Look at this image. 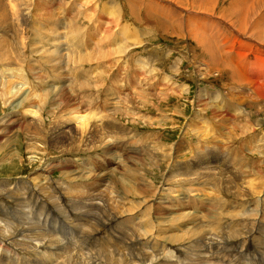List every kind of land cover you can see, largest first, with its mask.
Segmentation results:
<instances>
[{"label": "rangeland", "instance_id": "1", "mask_svg": "<svg viewBox=\"0 0 264 264\" xmlns=\"http://www.w3.org/2000/svg\"><path fill=\"white\" fill-rule=\"evenodd\" d=\"M36 1L37 0H19V5L24 6V4H21L20 2H27V4L31 3L32 5H34ZM46 1L51 2V0ZM54 1L56 2H52L53 4H50L52 6L48 8V13H45V8H47L46 5H43L45 1L39 0L36 5L39 4L38 6H41V10L36 6V11H38V14L34 15L30 24L27 23V25L26 23H24L26 26L25 31H27V33L25 32L27 44L24 46V49L19 48L20 42L15 34L16 30H10L9 27L8 34H0V45H2V48L4 49V51L1 50V57H4L0 59V80L4 79L8 81L9 84H16L19 86V88L21 84L23 85L17 97L12 98L11 96L8 98V101L10 100V102L13 101L14 103L11 102L6 106L5 103H3V105L2 101L0 100V141L3 136L10 137V143H8V145L4 144L5 148H3L2 151L3 153H9V149L10 151L12 150L14 154H17V157H14L11 160L3 158L2 156L4 154H0V162H2L0 163V181L6 183L7 180H12L8 183L9 185L0 184V225H5V217L9 218L10 222L15 223V220L18 219V215L22 216L21 214H23L24 212L27 215L26 217H29L27 220L32 221H29L32 223V232H26L23 235L18 236L16 238V241L11 242L10 240H6L0 237V259H2V261H0V264H91L93 261H95V258L100 259V264H118L120 259L127 260L126 264L128 262L138 264V258L140 259V261H142V263L148 264L149 261L144 260L142 253H138V258H132L129 255V250L135 252L140 251V249H146L144 247H141V245H154L153 241L144 244L142 241L132 238V234L138 229H140L138 233H146L147 230L150 231L153 228V235H158L156 236V238L159 239L157 240V244L159 246L157 249H160V244L167 247L171 246L168 247L167 250H170L169 248H176L177 244H179L180 241L182 242L183 239L186 238V234L183 235L180 232H177V228L174 227L177 225L178 215L177 217H172L165 220L162 218H150L148 211L147 214H137L136 211L133 210V207L130 204V200L128 201L125 198H121V196H123V193H126L127 190L126 187L124 189L122 188V186L124 185V180L122 181V178H127V174L126 176H124L123 173L128 170V166L138 170L139 174H141L140 176L147 178V181L150 180L149 182L151 184L153 183L155 190L160 187L158 189V192L159 190L166 188L165 193L168 189L166 194H169L170 192H173V190L169 188L181 189L188 187V189H191V187L197 186L194 185V181H191L193 179L191 176H189L190 178L187 177V179L193 182L192 185L190 184L191 182H189V185H184L187 184V182L182 183L181 180L184 182L186 180H184V178L179 175L176 178H174L173 176V179H170L171 182H169L166 178L170 175H168L170 169L167 168L168 165L161 157V155H159L158 160L162 161L164 164L160 162L159 167H151V165L149 164L150 161L148 155L153 154L152 156H157V154H160L158 152L159 149H161L163 146L168 147V152H170L171 149L173 150L172 152H176L174 154L176 168L172 175H177L178 172L183 171L181 168H195V161L198 160L202 155L209 154L212 158H215V152L213 151V148L217 147L221 149H228V158H215L217 163L224 166L231 165V168H237L242 174L247 173L246 178H244V182H247V184L256 187L257 190L259 189V187L260 189L253 192V190H251L252 188H249L252 192L249 189L245 192L248 194L251 193L250 197H239L235 193H233L230 188L228 189L224 186L223 191L224 194L226 193L227 195L226 201L232 202L236 200L234 197H239L241 199L244 197L243 199H245V202H248L247 205L249 204L250 211H248L247 214L252 213V215L248 214L251 218H255L257 216V218H260L259 222H264L262 214L264 212V198L259 196L260 193H264V169L262 170V173H260L259 171L254 172V170L259 166L261 168H264V114H256L254 112V109H251V122L254 125L258 123L261 128L254 129V131L246 130L247 133L245 134L242 126L246 123V121H244V119L246 120V118H244L246 117L244 113L248 111L247 106H244L243 114L241 115H234V113H237V111H233V108L238 105V102H240L238 101V98L244 97L245 93L251 87L264 89V79L257 80L256 78H252L251 83L245 85L244 83H241L240 79H233L229 75L230 68L228 66L219 68L217 71L209 74L208 77L202 78L203 76H199V74L201 73L198 72L197 66H199V69L203 70L206 69L208 64L200 58L199 52L201 51L202 47L196 43V40L190 38L185 33L177 35L175 33L153 31L151 29L152 25L145 21L147 17H151L145 16V14L148 13L149 15H151L155 14L156 12L158 13L159 8L163 9V7H165V9H171L170 11H168L169 14L167 15L169 16V18H167L166 21L168 20L170 23H173V21H177L179 19L182 21L181 24L185 25L187 19L189 24L194 25L197 29L200 28L198 30L201 32L203 31L204 26H208L210 28L215 27L216 30L220 29L224 33L225 37L231 34V32L229 31L230 26L228 27V25H232L233 20L227 18V14L231 13V11L225 13L223 10L229 9L232 4H236L239 8L243 9V11L241 9V14L244 12L245 14H249V19L252 24L250 25L249 29L254 35L251 37L257 38L255 33H260L259 31H261L262 35L257 39L264 44V0H215L216 5L212 4V12H210L211 7L207 11L202 8L200 10H196V2H194L193 4L194 6L196 4V7L194 9H191L188 3L191 4L193 0L192 2L191 0H178V3H180L181 5L170 0H136L139 1L136 2V4H134L135 0H99L95 11H92L90 13H88L89 11L87 10V8H94V6H90L93 5L91 1L75 0V3L72 0ZM257 1L259 2V6H256ZM3 5L5 6L4 8L6 9V12H9L8 4L6 2H3ZM129 5L138 6L137 8H135L134 13V15L137 16V19H135L134 15L130 13ZM147 5L148 7H146ZM251 6L254 7L253 9L249 10L248 8H250ZM150 7H154V9H150ZM238 7L235 8L237 9ZM246 8L249 11H246ZM83 11L85 14H87V16L83 15ZM174 16L175 18H173ZM195 19H197V21H195ZM10 20L12 23L11 26L13 24H17L15 21L12 22L11 18ZM138 20H140V22H137ZM28 21L29 18L26 20V22ZM73 22L75 24L74 28H81L80 31L84 35L80 36L87 42L88 39L93 38V34L96 35L95 39L92 42L93 45L98 44L96 48H92L91 44H86L80 49L73 47L74 52H76V50L80 53L83 51L81 54L85 59H88L86 55L92 50H94V52H98L100 50L99 54H101V52L105 53L102 54L99 59H102L103 56H108L109 54L111 55V51L114 49V46H111L109 44L111 41L116 44L120 40H128L126 41V44L133 43V46L130 45L131 47L129 46L130 49L128 48V51L126 53L127 55L121 57L117 61H114V59L117 58L112 55L110 56L111 58L109 57L111 62L103 59L102 62L98 59L94 61V63H91L88 59L90 63H83L79 67H77V69L73 68L74 66L69 67L66 63V57L68 54L65 53L68 47L65 50L63 49L67 46V44H72L68 39L69 35H66L65 32L67 30L66 26H68L70 23L73 24ZM256 22H260L259 29L253 26V24ZM121 29L126 32L127 36L124 37L121 34L118 35L117 32H119ZM48 32H50V35L48 34ZM105 32H107L109 37L115 36V38L111 37L110 40H106L107 37L105 36ZM204 33L207 34L208 32L204 30ZM219 34L222 33L220 32ZM65 38H67V41ZM245 38H243L245 42H252L251 39L249 40ZM98 41L100 43H96ZM208 45H210L209 40ZM83 49H85V51ZM68 50L69 49H67V51ZM42 51L44 52L42 53ZM51 53H54V55H52ZM80 53H76V55H81ZM76 55L74 54L75 57ZM245 55L249 56V58H253L251 51H246ZM150 59L154 61L151 62L152 66L148 68L147 64H149L150 61L148 62L144 60ZM203 59H206V57H204V54ZM121 60H124L126 64L125 62L122 63ZM139 60L143 61L142 65L140 64ZM99 64L100 66H98ZM4 65L9 66L5 68ZM91 65L92 67H90ZM141 67H144V69ZM153 67L156 69V71L153 70ZM68 68L74 73L73 75L66 72ZM97 69L102 73L104 72V75L101 74V77L97 76V73H99ZM146 69H150L149 73L152 72V74L145 73L144 71ZM42 70L47 71L46 78H44L43 75L42 77L41 74L38 73ZM196 70L198 73H194V71ZM80 72L85 73L84 75H87L89 73L88 76L97 79L98 81L96 82H98V84L102 86L93 88L90 87L91 83H89V87L82 91L81 89H79L78 85L80 83H85L86 80H80L77 77V74ZM92 74H97V77L94 75L91 76ZM11 75H13L12 78H10ZM88 76L85 77L88 78ZM163 76H166V79H170L171 83H173L174 85L171 86L170 81L164 78V81L166 83L169 82V85L165 83L163 86ZM260 76L262 77V73H260ZM120 77L123 82H127L129 80L128 88L122 87L119 82L120 80L118 81V83H115V81H117ZM93 84L91 86H93ZM60 85L63 86L62 94L65 95L66 93L69 97H72L74 101L73 103L75 104L73 108L77 109L76 106L78 105L79 114L75 115L84 118H90V121L93 120L92 118H94V116L98 117L99 114L92 113L93 115L91 114L89 117L86 116L87 114L84 113L86 107L81 106L82 101H79L80 98H83L85 100V97L81 96V93H86L91 90V93L95 95V98H89L87 102L91 103L92 105L95 102H99L104 106L105 110L100 113V116L103 115L106 117L108 115V110H114V104H118L117 109L119 108V111L121 110L123 112L122 116H120L121 113H119L118 117H116V121L118 120L119 122L118 126L120 125L119 127L123 129V131L126 130L129 132V134L131 133L133 137L135 136L134 138L131 137V139L136 145L133 144L131 147H127V153H125L126 151H124L121 155L118 156H116L111 150H109L108 147L110 143L105 148L104 145L102 146V148L100 147V145H95L94 150L77 153L76 151H65L64 153H61L63 154L61 155L57 153V150H55L51 146L53 142L49 140L45 141L44 139H39L40 136L34 133H31V138L25 137L24 132L27 133L26 131H32L33 129V125L28 124L27 121H30L33 118H31V114H23L24 111L35 112L39 110L40 112V110H42V112H44L40 115L42 120V132H47L48 130L52 129L51 131L55 130V132L59 133L58 128L61 129L60 126L62 125V122H68L71 120L72 116L70 115V112L73 109L72 106L70 107L71 109L65 106H59V109L55 110L54 104H56V99L62 101L63 98L58 99L54 98L53 95H44L49 89L48 87L55 86V88H58L61 87ZM178 87H181L182 90L183 87L187 88L188 92L185 91L186 93L178 96ZM112 88L114 89V95L109 93L107 96L106 93L109 90H112ZM170 89L172 90V92L173 90H176L177 94H173ZM100 90H103L105 92H101L98 94L96 91ZM204 90L211 94L210 98L204 99L202 97L204 96V93H201L200 101L198 102L197 99L199 91ZM215 92L219 97L212 96ZM27 93L28 95H30L28 96L30 101H26L23 106L22 113H17L16 108H13V106L17 101L21 99L20 96L24 94L27 95ZM96 94H98V96H96ZM228 94H230L232 97L231 101H228V99L230 98ZM206 97H209L208 94ZM260 98H264V94ZM120 103L121 105H123V107L120 105ZM94 106L95 105H93L92 107ZM215 110L223 112L227 118L223 119L213 117L212 112ZM125 115L129 116V118L125 117ZM27 117H30V119ZM47 120L49 121V123ZM33 121H35V119H33ZM20 123H25V129L23 131H19L18 129ZM11 124H14L15 127L14 129L9 131L8 126ZM251 128H253L252 125ZM3 132L5 133V135H3ZM123 138V142H132L129 136H123ZM32 146L35 147L34 149L37 148L36 152L32 150ZM260 146L262 147V149H260ZM185 149H187V151L183 152ZM29 150L31 151L28 152ZM38 151L40 153H38ZM106 153L111 155V159ZM105 157L107 158L106 160H104ZM41 158H43V160ZM125 158H127L126 161ZM86 159H89L88 162L92 163V169L88 167L86 171L85 169L76 168L82 162L86 163ZM129 160L132 162H129ZM52 161L53 163H55V165H57V167L46 165V163L48 162H51L52 164ZM69 161H71V164ZM119 162L120 165H122L120 167L118 165ZM75 163L76 165H74ZM191 163L192 165L186 167ZM256 164H258V166ZM66 166L72 167V171L82 170L83 172H87L86 174L89 178L86 176L87 178H78L79 180H77L74 179V175H71L70 177V174L68 173L69 171L65 169ZM251 168H254V170H251ZM89 170H91L93 173L96 172L97 175L96 173L95 175H90L91 171ZM195 171L198 172V169H196ZM105 172L107 176L104 175ZM253 172L254 174H252ZM259 173L260 175H262L261 177H259ZM224 176L222 175V178H226L233 182V187H237L236 189L241 191L242 187L240 185V182H238L236 178H228L227 172H224ZM103 177L108 178L109 180L111 178V181L107 183L101 182V179ZM28 179H30L31 181H28ZM40 180L42 181L40 182ZM95 182L98 183L96 184ZM65 183L67 184L65 185ZM126 183L128 182L126 181ZM165 183H167L166 187L163 185ZM178 183L182 184L178 185ZM101 184L108 185L105 186V188H102L100 187ZM94 185H96L95 188H97L98 185V188L96 190H99L103 195L102 198H105L102 199L101 197H95L96 203L90 202L88 207L90 209L96 208L95 204H97L100 199L105 200L106 202L102 201L100 203L99 209L101 210L96 209L94 210L95 212L86 213L84 204H87V202L78 199V196L83 197V194H80L79 191L81 188H83L81 189L82 191H89V189ZM67 188L70 189L67 190ZM121 188L123 192H121ZM144 189H146V187ZM96 190H92L90 191V193H98ZM108 190H112L113 194H106L108 193ZM196 190L197 191L195 192L197 193L195 194L197 195L193 193V196H195L203 204H207L208 202L206 201L204 195L201 194V186H198ZM255 192H259V194L256 195ZM59 196L60 198H57ZM108 197L112 198L116 204H120L122 207H124L123 209L129 210V213L124 214L125 217L121 219V217L118 216V212L115 213V211L112 210L111 206L109 205L111 203H107ZM141 197V203H144V199H147L149 196L147 197V195H143ZM171 200H173V198ZM19 202L23 203L21 205L22 207H18L17 204H19ZM136 202H139V200H136ZM102 203H106L107 207H102ZM129 205L130 208H128ZM72 206L75 207L76 210ZM51 209L53 210V212ZM257 209H259V211H257ZM256 211L257 215H254ZM81 212L83 214H81ZM130 212L136 214L137 216L136 224L134 227H131V224L129 225L125 222L128 221L127 219L129 218V216L126 215L131 214ZM228 213L229 212L226 211L222 212L226 219L229 217L228 220H230L231 222L237 219L236 214L232 213L230 215V213ZM15 215L17 216L16 218H14ZM49 215L51 216L49 217ZM165 215L167 214L165 213ZM192 215L193 214H190V216ZM193 216L196 217L195 214ZM198 218L203 224L204 220L201 218V215H198ZM59 224L61 228L56 230L55 227H57V225ZM50 226L53 227L52 230ZM70 226H72L71 230L75 231V239L71 236L68 238L65 235L67 228ZM216 226H218V224ZM37 227H40V230ZM165 228L166 230L164 231L163 229ZM1 229L2 228H0V231H2ZM155 229L156 231L154 233ZM171 229H174V231H169ZM208 229L202 231V234L204 235L203 237L197 234L195 235L198 239L204 240L205 238L206 240L209 237ZM191 230H193V232H196L194 228ZM55 231H61V234L57 235ZM218 233L219 232L215 231V234ZM178 234H180V236ZM174 235L177 237L175 238ZM234 235L235 234L233 233L230 236L234 237ZM26 237L29 238L27 239ZM164 237H166V239L169 237L171 244L170 242L166 241ZM1 239H3L4 241ZM76 239L78 240V244H76ZM108 240L110 241V243L107 242ZM37 241H39V243ZM115 242H118L119 244H116ZM184 242H186V239ZM258 242L259 241H256L257 244H259ZM55 246H57V248ZM102 246H104V248ZM4 248H6L7 251H4L3 255L1 256ZM44 249L47 250L45 251ZM8 250L11 251V253L13 254L12 256L8 255ZM58 250H61V252ZM37 256H39L41 261L39 259L36 261L35 257ZM109 257H112L111 262L106 261V259ZM50 260L53 261L51 262ZM242 261L243 257L233 256L231 257L230 263L236 264L237 262ZM189 262L192 263L191 261Z\"/></svg>", "mask_w": 264, "mask_h": 264}, {"label": "bare ground", "instance_id": "2", "mask_svg": "<svg viewBox=\"0 0 264 264\" xmlns=\"http://www.w3.org/2000/svg\"><path fill=\"white\" fill-rule=\"evenodd\" d=\"M21 1V0H20ZM40 1H45L43 3V5H46L47 8H45V13H48V8H50V4H53L55 3L56 1L54 0H51V2H48L46 0H40ZM61 1V0H60ZM74 3H75V0H72ZM88 1H91L93 5H90V6H94V8L90 9L89 7L87 8V10L89 11L88 13L92 12V11H95V8L97 7V4H98V0H88ZM88 1H87V4H88ZM134 1V0H132ZM172 2H175L179 5H181L180 3H178V0H170ZM3 2H6L9 6V12H6V9L4 8L5 6L3 5ZM33 2V1H32ZM39 2V0L36 1V3L34 5H32L31 3L30 4H27V2H20L21 4H24V6H21L19 5V0H0V34H8V30H9V27H10V30L11 29H14V31L16 30L15 34L20 42V46L19 48L20 49H24V46L27 44V40L25 38L26 36V33L27 31L26 30V26L24 23H28L30 24L31 21H32V18L34 17V15H37L38 14V11H36V6L37 8H39L41 10V6H38L36 5L37 3ZM53 2V3H52ZM78 2V1H77ZM76 2V3H77ZM136 4V2H139V1H134ZM192 2V0H191ZM194 2L197 3V8L196 10H200L201 8L204 9V10H209L210 8V12H212V4H215V0H193V2L190 4L188 3L189 7L191 9H194L196 7V4L195 6L193 5ZM199 2V3H198ZM62 3V2H61ZM70 3V2H69ZM68 4V3H67ZM86 4V3H85ZM65 5V4H64ZM113 5V4H112ZM128 5V4H126ZM150 5V4H149ZM153 5V4H152ZM216 5V4H215ZM86 6V5H85ZM114 6V5H113ZM119 6V5H118ZM155 6V5H154ZM158 6V5H157ZM256 6H259V2L257 1V4ZM117 7V6H116ZM138 6H133V5H129V8H130V13L134 15L135 13V8H137ZM148 7V5L146 6ZM145 7V8H146ZM235 7H238L236 4H232L230 6L229 9H225L223 10L225 13L231 11V13H228L227 14V18L228 19H231L233 20L232 21V25H228V27L230 26V32L231 34L228 36H225L224 37V33L220 30V29H215L214 28H210L208 26H204L203 28V31H199L198 29L200 28H196L194 25L192 24H189L188 23V20L186 19V22H185V25H182L181 24V20H177V21H173V23H170L168 20L166 21L167 18H169V16L167 14L168 11H170L171 9H165V7H163V9H160L159 8V12L155 13V14H151L149 15L148 13L145 14V16H151V17H147L145 19V21L149 24L152 25L151 29L153 31H161L163 33H175L177 35H180L181 33H185L187 34L190 38H193L194 40H196V43L198 45H200L202 48H201V51L199 52L200 53V58L205 61L208 66L206 67V69H199V66H197L198 68V72L201 73L199 74V76H203L202 78H205V77H208L209 74H211L212 72H215L217 71L219 68H224L226 66H228L230 68V72H229V75L233 78V79H240L241 80V83H244L245 85L247 84H250L251 81H252V78H256L257 80H261V79H264V44L261 43L257 38L259 36L262 35V32L259 31L260 33H255L257 38H252L251 36H254L251 32V30L249 29L250 28V25L251 22H250V19H249V14H245L242 13L241 14V9L242 8H235ZM249 7V6H247ZM254 6H251L250 8H248L249 10L250 9H253ZM73 8V7H72ZM86 8V7H84ZM214 8V7H213ZM65 9V8H64ZM75 9V8H74ZM150 9H154V7H150ZM231 9V10H230ZM246 8V11L248 10ZM32 10V11H31ZM86 10V11H87ZM117 10V9H116ZM157 10V9H156ZM248 10V11H249ZM118 11V10H117ZM205 11V12H206ZM243 11V9H242ZM149 13H153V12H149ZM137 14V13H136ZM171 14V13H170ZM211 14V13H210ZM213 14V13H212ZM77 15V14H76ZM83 15L87 16V14L84 13L83 11ZM89 16V15H88ZM132 16V15H131ZM144 16V15H143ZM77 17V16H76ZM10 18L12 19V22L15 21L17 24H13L11 26V20ZM29 18V21L26 22V20ZM84 18V17H83ZM82 18V19H83ZM134 18L137 19V16L134 15ZM175 18V16L173 17ZM143 19V18H142ZM165 19V20H164ZM172 19V17H171ZM77 21V20H76ZM195 21H197V19H195ZM137 22H140V20H138ZM27 24V25H28ZM38 24V23H37ZM78 25V24H76ZM259 25H260V22H256L253 24V26H255L257 29H259ZM67 27V30L65 32L66 35H69L68 39L71 41L72 44L68 45L67 44V49H69L66 54L70 53L67 55L66 59H67V66H74L73 68L77 69V67H79L81 64L83 63H94V61L98 60L100 58V56L102 54H105L104 52H101L100 53V50L98 52H94V50L90 51L88 50V54L86 55L87 58L90 60V62L88 61V59H85L83 57V55H76V52H74V49L73 47L77 48V49H80L82 47H84L86 44H91V47L92 48H96L98 46V44L96 45H93V40L95 39V34H93V38L91 39H88V42L83 39L81 36H83L84 34H82V32L80 31V29H76L74 28L75 27V24L73 22L70 23ZM80 27H81V24H80ZM49 28V27H48ZM56 28V27H55ZM58 28V27H57ZM156 28V29H154ZM56 30V29H55ZM204 30H206L208 33L205 34L204 33ZM49 31V30H48ZM95 31V30H94ZM109 31V30H108ZM107 31V32H108ZM127 31V30H126ZM219 31V32H218ZM26 32V33H25ZM93 32V30H92ZM107 32H105V36L107 37L106 40H110L111 37L108 36ZM222 33V34H219V33ZM10 33V31H9ZM34 33V32H33ZM80 33V34H78ZM118 35H123L124 37L127 36L126 35V32H124L123 29H121L119 32H117ZM48 34L50 35V32H48ZM184 34V35H185ZM204 34V35H203ZM81 35V36H80ZM110 35V33H109ZM112 35V34H111ZM53 36V35H52ZM251 39L252 42L251 43H248V42H245L244 39ZM58 38V37H57ZM115 38V36L113 37ZM135 38V37H134ZM14 39V38H13ZM67 40V38H65ZM104 39V38H103ZM102 39V41H103ZM15 40V39H14ZM68 40V41H69ZM208 40L210 41V45H208ZM17 41V39H16ZM100 41V40H99ZM96 42V43H100V42ZM125 41V40H124ZM123 40H120L118 41L116 44H114L113 41H111L109 44L111 46H114V49L111 51L112 54L108 55V56H103V60H108L110 61V56L114 55L117 59H114V61H117L118 59H120L121 57L123 56H126L127 54V51H128V48L129 46H133V43L132 44H126V40L125 43H124ZM130 41V40H129ZM133 41V40H132ZM139 42V41H138ZM32 43V42H31ZM140 43V42H139ZM17 44V43H16ZM15 44V45H16ZM44 44V43H43ZM48 44V43H47ZM46 44V45H47ZM109 44H106V45H109ZM137 44V43H136ZM0 59L4 56L1 57L2 55V51H4V49L2 48V45H0ZM130 46V47H131ZM57 47V46H56ZM56 49V48H55ZM58 49V48H57ZM66 49V50H67ZM87 49V47H86ZM130 49V48H129ZM85 51V49H83ZM110 50V49H109ZM45 51V49H44ZM42 51V53L44 52ZM51 51V50H50ZM54 51V50H53ZM246 51H251L252 52V56L253 58H249V56L245 55V52ZM52 52V51H51ZM57 53V52H56ZM52 54V53H51ZM74 54L76 55V57L74 56ZM203 54H204V57H206V59L204 60L203 59ZM54 55V53L52 54ZM213 55H217V56H213ZM5 56H6V53H5ZM48 56V55H47ZM110 57V58H109ZM55 58V57H54ZM58 58H61V57H58ZM57 58V59H58ZM5 59V58H4ZM51 59V58H50ZM78 59V60H77ZM102 59H99L100 61L103 62ZM125 59V58H124ZM49 60V59H48ZM54 60V59H52ZM51 60V61H52ZM60 60V59H59ZM138 60V59H137ZM107 61V62H108ZM122 63H124L125 61L124 60H121ZM144 61H150L149 64H147L148 68L151 67V62H153L154 60L150 59V60H144ZM71 62V64H70ZM111 62V61H110ZM128 62V61H127ZM140 64L142 65V60H139ZM147 63V62H146ZM126 64V62H125ZM65 65V64H64ZM103 65V64H102ZM140 65V66H141ZM5 66V65H4ZM9 66V65H7ZM5 66V68L7 67ZM100 66V64L98 65ZM124 66V64H123ZM92 67V65L90 66ZM96 67V66H95ZM94 67V68H95ZM4 68V69H5ZM99 68V67H98ZM144 69V67H141ZM201 68V67H200ZM98 70V69H97ZM150 70V69H149ZM149 70L146 69L144 72L145 73H148V74H152L149 73ZM153 70L156 71V69L153 67ZM99 71V70H98ZM197 70L194 71V73H198ZM59 73V72H58ZM100 73V74H99ZM97 74H92L91 76H99L101 77V74L104 75V72H100ZM260 73H262V77L260 76ZM11 74V73H10ZM85 74V73H83ZM107 74V72H106ZM105 74V75H106ZM15 75V74H14ZM28 75V74H27ZM89 73L85 76H88ZM198 75V74H197ZM96 76V77H97ZM107 76V75H106ZM105 76V77H106ZM116 76V75H115ZM195 76V75H194ZM13 75L10 76V78H12ZM113 77V76H112ZM18 78V77H17ZM37 78V77H36ZM87 77H85V79L83 80H86V84L85 83H80L78 86H79V89H81L82 91L85 90L87 87H89V83H91V85L93 84V86L90 85V87H97V86H102L100 84H98V81L97 79H94V78H91L88 76V78L86 79ZM110 78V77H109ZM166 79V76H163L162 78V81H164ZM15 79V78H14ZM107 79V78H106ZM166 80H169L170 79H166ZM119 80L115 81V83H118ZM76 82V81H75ZM77 83V82H76ZM166 82L164 81L163 83V86ZM169 83V82H168ZM166 83V84H168ZM169 85V84H168ZM170 85H174L173 83H171L170 81ZM22 84L20 85V88L18 85H13V84H9L8 81L6 80H0V100L2 101V104L5 103V105L7 106L8 104H10V100L8 101V98L12 96V98H15L19 95V92L22 88ZM61 86V85H60ZM58 87V86H56ZM62 87H58V88H55L54 87H48L49 89L47 90V92L44 94L46 96H51L53 95L54 98H63L62 101H59L56 99L55 103L54 104V109L57 110L59 109V106H65L67 108H70L72 106L75 105L73 102V99L72 97H69L65 92V95L62 94ZM75 87V85H74ZM110 87V86H109ZM227 87H230V86H227ZM71 88V87H70ZM173 88V87H172ZM76 89V88H75ZM24 90V89H23ZM168 90V89H167ZM171 90V89H170ZM169 90V91H170ZM54 91V92H53ZM72 91V90H71ZM185 91L188 92V89L187 88H184L183 87V90L181 89V87H178V96H181L183 93H186ZM38 92V91H37ZM98 94L101 93V92H104L103 90H100V91H96ZM172 92V90H171ZM30 93V92H29ZM173 94H177V91L176 90H173L172 92ZM201 93H204V96H202L204 99H207V98H210V93H208L207 91H199V94H198V99L197 101L199 102L200 101V94ZM233 93V92H232ZM98 94H96V96H98ZM208 94L209 97H206ZM264 94V89L262 88H254V87H251L244 95V97L242 98H238V105H236V107L233 108V111H237V113H234V115H241L243 114V110H244V106L246 105L247 106V110L244 115H246V120L244 119V121H246V123L242 126L243 127V131H245L244 133L246 134V130H249V131H254V129H258V128H261L260 125L257 123V124H253L251 122V113H252V110L251 109H254V112L256 114H260V113H263L264 114V98H260L262 95ZM14 95V96H13ZM229 95V99L228 101H231L232 100V97L230 94ZM235 95V94H234ZM30 95H22L20 96V100L16 102V104L13 106V108H16L17 110V113L21 112L22 113V109H23V106L24 104L26 103V101H30L29 97ZM81 96L85 97V100L83 98H80L79 101L81 100L82 101V104L81 106L83 107H86V110L89 109L90 107H92L93 105L95 104H91L89 102H87V100L89 98H95V95H93L91 93V90H89L88 92L86 93H81ZM117 96V95H116ZM212 96H217L219 97L216 92L212 95ZM119 97V96H118ZM141 97V96H140ZM201 97V99H202ZM45 98V97H44ZM75 98V97H74ZM142 98V97H141ZM214 98V97H213ZM11 99V98H10ZM32 99H33V96H32ZM119 99V98H118ZM14 100V99H13ZM76 100V99H75ZM146 100V99H145ZM144 100V101H145ZM66 101V102H65ZM119 101V100H118ZM203 101V100H201ZM257 101V102H256ZM33 102V101H32ZM14 103V102H13ZM93 103V102H92ZM117 103V102H116ZM200 104V103H199ZM204 104V103H203ZM201 104V105H203ZM4 105V104H3ZM29 105V103H28ZM80 105V104H79ZM118 105V104H117ZM117 105L114 104V110H108V115L105 117L103 115L100 116V113L98 115V117H95L93 118L92 121H90L89 119L90 118H84V117H81V116H76L75 114H79V107L78 105L76 106V108H73L70 112V115L72 116L71 120L70 121H66V122H62V125L60 126V128H58V132H55V130L51 131V130H48L47 132H42L41 131V128H42V120H41V114L44 113L42 112V110H37L35 112H27V111H24L23 114H31L33 119H35V121H33V119H31L30 121H27L28 124H31L33 125V129L32 131H26L27 133L24 132V136L25 137H28V138H31V133H34L36 135H39L40 138L39 139H44L45 141L46 140H49L51 142H53L51 144V146L57 150V153L61 154V153H64L65 151H76L77 152H87L88 150H94L95 149V145H100V147L102 148V146L104 145V148L109 144V141L110 140H113L114 142H123L124 141V138L123 136H129L130 139L131 137H133V135L128 131L121 129L119 126H118V120L116 121V117H118L119 113L120 116L123 115V112L120 110L119 111V108L117 109ZM121 105V103H120ZM119 105V106H120ZM206 105V104H205ZM118 106V107H119ZM123 107V105H121ZM132 106V105H131ZM32 107V106H31ZM209 107V106H207ZM255 107V108H254ZM71 109V108H70ZM214 109V108H213ZM126 110V109H125ZM60 112V111H59ZM69 112V111H68ZM67 112V113H68ZM128 112V111H127ZM39 113V114H38ZM106 114V113H105ZM53 115V114H52ZM74 115V116H73ZM93 115V114H92ZM51 116V115H50ZM49 116V117H50ZM69 116V115H68ZM100 116V117H99ZM212 116L213 117H216V118H227L225 116V114L223 112H220L219 110H215L212 112ZM70 117V116H69ZM68 117V118H69ZM86 117V116H85ZM125 117L129 118V116L125 115ZM132 117V116H131ZM263 117V116H262ZM9 118V117H7ZM30 119V117H27ZM26 118V119H27ZM55 118V117H54ZM46 119V118H45ZM53 119V118H52ZM70 119V118H69ZM229 119V118H228ZM234 119V118H233ZM21 120V119H20ZM49 120V119H48ZM47 120V121H48ZM51 120V119H50ZM68 120V119H67ZM10 121V120H9ZM133 121V120H132ZM49 123V121H48ZM61 123V122H60ZM151 123V122H150ZM251 125L253 126V128H251ZM240 126V125H239ZM14 124H11L8 126V130H12L14 129ZM19 131H23L25 129V123L24 124H19ZM57 130V129H56ZM252 133V132H251ZM261 133V132H260ZM135 134V133H134ZM3 135H5V133L3 132ZM136 135V134H135ZM144 136V135H143ZM4 137V138H3ZM1 138V141H0V154H4L2 157L3 158H6L8 160H11L13 159L14 157H17V154H14V152L11 150L8 149L9 153H3L2 149L5 148V145H8V143H10V137H6V136H3ZM135 137V136H134ZM133 137V138H134ZM140 137V136H139ZM127 138V137H126ZM125 138V139H126ZM256 138V137H255ZM148 139V138H147ZM246 139V138H245ZM264 139V138H263ZM36 140V139H35ZM129 140V139H128ZM144 140V139H143ZM142 140V141H143ZM132 141V139H131ZM148 141V140H147ZM126 142V141H125ZM133 142V141H132ZM138 142V141H137ZM135 144V143H134ZM256 144V143H255ZM27 145V143H26ZM29 145V144H28ZM136 145V144H135ZM138 145V144H137ZM34 146V145H33ZM32 146V147H33ZM39 146V145H38ZM43 146V145H41ZM50 147V146H49ZM136 147V146H134ZM140 147V145H139ZM144 147V146H143ZM257 147V146H256ZM31 148V147H30ZM35 147H33V151L36 152V149H34ZM109 148V147H108ZM133 148V147H132ZM167 146H163L161 149H159V153L160 154H157V156H152L151 154L148 155L149 157V161H150V165L151 167L153 168H157L160 166V162L162 161H159L158 158H159V155H161V157L164 159V161L167 163L168 165V169H170L168 175L169 177L167 176V180L169 182L170 179H173V176L174 178L181 176L182 178H184V180H186L185 182L181 180L182 183H186L187 184H184V185H189V182L191 181H194L195 184L194 185H197V186H201V194L204 195L206 201L208 202L210 200V197H209V194H216V195H225L224 194V191H223V187H227L228 189L230 188L231 191H233V193H235L237 196H244V197H250L251 193L248 194L246 193L245 191H247L249 188H252L251 190L254 191H258L260 189L257 190L256 187H253L251 185H247V182H244V178H246V174H242L237 168L235 169V167L231 168L229 165H221L219 163H217V161L215 160V158H219L215 153H214V157L215 158H212L209 154L207 155H202L198 160H196V166L195 168H189V169H185V168H181L183 171L181 172H178L177 175H172L175 171V161H174V154L176 152H172L173 150L171 149L170 152L167 151ZM182 148V147H181ZM13 149V148H12ZM28 149V148H27ZM26 149V150H27ZM107 149V148H106ZM139 149V148H138ZM260 149H262V147L260 146ZM7 150V149H6ZM150 150V148H149ZM25 151V150H24ZM31 150H29L28 152H30ZM126 151V150H125ZM138 151V150H137ZM187 149H185L183 152H186ZM106 152V151H105ZM134 152V151H133ZM205 152V151H204ZM38 153H40L38 151ZM73 153V152H72ZM127 153V151L125 152ZM192 153V151H191ZM31 154V153H30ZM44 154V153H43ZM82 154V153H81ZM110 159H111V155H109L108 153H106ZM202 154V153H201ZM33 155V154H32ZM63 155V154H61ZM69 155V154H68ZM78 155V154H76ZM75 155V157H76ZM133 156V154H132ZM132 156H131V159H132ZM29 157V156H28ZM32 157V156H31ZM34 157H37V156H34ZM125 157V156H124ZM127 157V156H126ZM137 157V156H136ZM2 158V159H3ZM56 158V157H55ZM70 158V156H69ZM18 159V158H17ZM35 159V158H34ZM43 160V158H41ZM118 159V158H117ZM88 160L89 159H86V163H88ZM127 160V158H125V161ZM139 160V159H138ZM5 161V160H4ZM50 161V160H49ZM258 161V160H257ZM70 164H71V161H69ZM129 162H132L129 160ZM134 162V161H133ZM137 162H140V161H137ZM2 163V162H0ZM73 163V162H72ZM86 163H81L79 164L76 168H80V169H87L88 167L86 166ZM90 163V162H89ZM233 163V162H232ZM256 163V162H255ZM260 163V162H259ZM40 164V163H39ZM136 164V162H135ZM162 164H164L162 162ZM235 164V163H234ZM46 165H50L52 167H57V165H55V163H53L52 161V164L51 162H48L46 163ZM66 165V164H65ZM76 165V163L74 164ZM117 165V164H116ZM119 167L122 166L120 165V162H119ZM133 165V164H131ZM191 164H189L188 166L186 167H189ZM258 166V164H256ZM71 166V165H70ZM138 166V165H137ZM48 167V166H47ZM75 167V166H74ZM104 167V166H103ZM125 167V166H124ZM244 167V166H243ZM242 167V168H243ZM45 168V167H44ZM43 168V169H44ZM166 168V166H165ZM241 168V167H239ZM53 169V168H52ZM65 169H67L70 174V177L71 175H74L75 178L74 179H77L79 180L78 178H85L87 176V172H83L82 170H73L72 171V167H65ZM124 169V168H123ZM132 167H129L128 166V170L125 171V174H127V178L123 177L122 178V181H123V186L122 188L124 189L125 187L127 188L126 190V193H123V196H121V198H125L127 199L128 201L130 200V204L131 206L133 207V210L136 211L137 214H147V211H148V214L150 216V218H162V219H170L172 217H177V210H175L173 204H172V200L169 199V200H166L167 198V195H164L167 193H165V189L166 188H163L161 190H159L158 192V188L157 190H155L154 188V185L153 183L151 184L149 181H147L146 179L147 178H144V177H141L138 172V170L136 169H133ZM198 169V172H196L195 170ZM264 168H261L260 166L258 168H256L254 170V168H251V170H254V172L256 171H259L260 173H262V170ZM42 170V168H41ZM84 170V171H85ZM158 170V169H157ZM57 171V170H56ZM87 171V170H86ZM91 171V170H89ZM107 171V170H106ZM111 171V170H110ZM141 171V170H140ZM223 171H226L227 174H228V178H236L238 182H240V185L241 187L243 188V186L247 185L246 186V190H242L241 188V191H239L238 189H236L235 187H233L232 183L230 180L226 179V178H222V175L224 176V172ZM43 172V171H42ZM108 172V171H107ZM142 172V171H141ZM140 172V173H141ZM254 172L252 174H254ZM62 173V171H61ZM66 173V172H65ZM96 173V172H95ZM92 171L90 172V175L94 174ZM111 173V172H110ZM259 173V175H260ZM101 174V173H100ZM251 174V175H252ZM257 174V173H256ZM63 175V174H62ZM68 175V174H67ZM89 175V174H88ZM97 175V173H96ZM105 176H107L106 172L104 174ZM258 175V174H257ZM141 178H140V177ZM144 176V175H143ZM191 176L193 179L190 181L189 179H187V177ZM255 176V175H254ZM262 175H260L259 177H261ZM35 177V176H34ZM73 177V176H72ZM88 177V176H87ZM86 177V178H87ZM94 177V176H93ZM225 177V176H224ZM253 177V176H252ZM257 177V176H256ZM255 177V178H256ZM258 177V178H259ZM89 178V177H88ZM190 178V177H189ZM254 178V177H253ZM263 178V177H262ZM64 179V178H63ZM116 179V178H115ZM257 179V178H256ZM165 180V181H167ZM189 180V181H188ZM259 180V179H258ZM257 180V181H258ZM12 181V180H11ZM10 180H7L6 183L5 182H1L0 181V184L4 185H9L8 183L11 182ZM28 181H31L30 179H28ZM42 180H40L41 182ZM95 181V180H94ZM108 181V178H105L103 177L101 179V182H105L107 183ZM121 181V179H120ZM126 181L128 183H126ZM179 181V180H178ZM177 181V182H178ZM246 181V180H245ZM262 181V180H261ZM263 181H264V178H263ZM262 181V182H263ZM26 182V181H25ZM174 182V181H173ZM176 182V181H175ZM19 183V182H18ZM34 183V182H33ZM96 183V182H95ZM98 183V182H97ZM96 183V184H97ZM100 183V182H99ZM182 183H178V185H181ZM67 183H65L66 185ZM176 184V183H175ZM191 185L193 184V182L190 183ZM255 184V183H254ZM165 187L167 186V183L163 184ZM190 185V186H191ZM62 186V185H61ZM96 185L94 186H90L91 188L89 189V191H85V190H81L83 188L80 189L79 193L80 194H83V197L81 198L80 196H78L79 200H84V202H87V204H84L85 205V212L86 213H92V212H95L94 210L96 209H99V206H100V203L102 201H105V200H102L104 198H102V194L99 190H96L98 188V185H97V188H95ZM175 186V185H174ZM237 186V185H236ZM44 187V186H42ZM100 187L102 188H105V184H101ZM119 187V185H118ZM146 187V189H144ZM178 187V186H176ZM184 187V186H183ZM262 187V186H261ZM61 188V187H60ZM72 188V187H71ZM107 188V187H106ZM113 188V187H112ZM122 188H121V192L122 191ZM200 188V187H199ZM226 188V189H227ZM57 189V188H56ZM70 189V188H67V190ZM101 189V188H100ZM109 189V188H108ZM171 189V188H169ZM178 189V188H177ZM188 189V187H187ZM262 189V188H261ZM42 190V189H41ZM45 190V189H44ZM64 190V189H63ZM92 190H96L98 193H90V191ZM225 190V189H224ZM250 190V189H249ZM250 190V191H251ZM264 190V189H263ZM34 191V190H33ZM189 192L192 193V190L191 189H188ZM244 191V192H243ZM153 192V193H152ZM249 192V191H248ZM252 192V191H251ZM42 193V192H41ZM64 193V192H63ZM173 192H170L169 193V197L172 195ZM45 194V193H44ZM69 194V193H68ZM76 194V193H75ZM108 195L110 194H113L112 190H108V193H106ZM256 195L259 194V192H255ZM77 195V194H76ZM143 195H147V199H144V203H141V196ZM254 195V194H253ZM260 195V194H259ZM192 196H193V193H192ZM36 197V196H35ZM56 197V196H55ZM95 197H101L102 199H100L98 201L96 205V208H93V209H90L88 206L90 204V202H94L96 203V199ZM120 197V196H119ZM141 197V198H140ZM156 197V198H155ZM195 197V196H194ZM243 197V198H244ZM57 198H60L57 197ZM242 198V199H243ZM37 199V198H36ZM73 199V198H71ZM108 199V202L107 203H111L109 204L112 208V210L116 212H118V216L121 217V219L124 216V214H127L129 213V210H126V209H123L124 207H122L120 204H116L115 201H113L112 198H107ZM90 200V201H89ZM120 200V199H119ZM136 200H139V202H136ZM189 201L190 200V197L188 194H182L179 198H178V201L179 202H183L184 201ZM204 200V199H203ZM250 200V199H249ZM255 200V199H254ZM38 201V200H37ZM48 201V200H47ZM80 201V202H81ZM177 202V199L175 200ZM257 201V200H256ZM28 202V201H27ZM44 202V201H43ZM52 202V201H51ZM50 202V203H51ZM69 202V201H68ZM66 202V203H68ZM76 202V201H75ZM80 202H79V205H80ZM106 202V201H105ZM255 202V201H254ZM42 203V202H40ZM45 203V202H44ZM49 203V202H48ZM65 203V201H64ZM93 203V204H94ZM248 203V202H247ZM23 203H20L17 204L18 207H22ZM114 204V205H113ZM143 204V205H142ZM49 205V204H48ZM78 205V206H79ZM206 205V204H205ZM54 206V205H53ZM75 206V205H74ZM24 207V206H23ZM33 207V205H32ZM73 207V206H72ZM80 207V206H79ZM79 207H78V211H79ZM82 207V206H81ZM102 207H107V204L106 203H102ZM189 207H192L193 209L196 208V206L192 203L189 204ZM255 207V205H254ZM59 208V207H58ZM75 208V207H73ZM72 208V209H73ZM130 208V205L129 207ZM81 209V208H80ZM109 209V208H108ZM249 209V208H248ZM49 210V209H48ZM52 210V209H51ZM50 210V212H51ZM71 210V209H70ZM76 210V208H75ZM84 210V209H82ZM101 210V209H99ZM161 210L163 213H166L167 215H164V216H161ZM43 211V210H42ZM72 211V210H71ZM74 211V210H73ZM132 211V210H131ZM165 211V212H164ZM173 213H170L172 212ZM250 211V210H249ZM254 211V210H253ZM259 211V210H258ZM32 212V211H31ZM34 212V211H33ZM47 212V211H46ZM53 212V210H52ZM59 212V211H58ZM61 212V211H60ZM77 212V211H76ZM226 212H229V211H226ZM55 213V212H54ZM131 213V212H130ZM153 213V214H152ZM19 214V213H18ZM46 214V213H45ZM59 214V213H58ZM76 214V213H74ZM81 214H83L81 212ZM226 214V213H224ZM229 214V213H228ZM250 214V213H248ZM263 214V218H264V212L262 213ZM14 215V214H13ZM22 216H19L18 215V219L15 220V223H12L10 222V219L5 217L6 218V223H4L5 225H0V228H2L0 231V237L6 239V240H10L11 242H14L16 241V238L20 235H23L24 233L28 232H32L31 230V227H32V221L29 222L27 219L26 216V213L24 212L23 214H21ZM43 215V214H42ZM64 215V214H63ZM199 215V214H198ZM198 215H195L196 217H194L193 215L190 216V214L188 215L187 213L185 212H182L181 214H178V219L180 221H183L184 219L190 217V222L194 223V229L196 230V232H194V234H197V235H200L201 237H203L204 235L202 234V231L208 229L207 226H204L205 222L202 224L201 221H200V217L198 218ZM252 215V213L250 214ZM248 215V216H250ZM51 215H49L50 217ZM53 216V215H52ZM127 216V215H126ZM14 217V216H13ZM17 216L15 215L14 218H16ZM142 217V216H141ZM53 218V217H52ZM58 218V217H57ZM117 218V217H116ZM201 218L208 222L209 225L211 224L212 226H216L217 224L220 225L222 222H225L227 219L224 217V215L222 214V212H215L213 210H211L209 213H207L206 215H201ZM39 219V218H38ZM42 219V218H41ZM59 219V218H58ZM100 219V218H99ZM210 219V221H209ZM234 219V218H233ZM236 219V218H235ZM43 220V219H42ZM62 220V219H61ZM65 220V219H64ZM45 221V220H44ZM60 221V220H58ZM77 221V220H76ZM116 221V220H115ZM126 222V221H125ZM167 222V221H166ZM53 224V223H52ZM262 224L264 225V222H262ZM185 225H187V222H185ZM207 225V224H206ZM150 226V225H149ZM169 226V225H168ZM167 227V225H166ZM38 228V227H37ZM40 228V227H39ZM38 228V229H39ZM51 230H52V226H50ZM141 228V227H140ZM145 228V227H144ZM191 228V229H193ZM107 229V228H106ZM146 229V228H145ZM168 229V227H167ZM40 230V229H39ZM109 230V229H108ZM136 230V229H134ZM153 228L149 231L147 230L146 233H138L140 231V229L136 230L133 234H132V238L136 239V240H139V241H142L144 244H147V242H154V249L152 250H149V249H140V251H135V252H132L131 250H129V255L134 258V257H137L138 258V253H142L143 254V258L144 260H148L149 263L148 264H172V262H170L169 260H167V258L163 257V256H151V252L153 251L154 253H158V252H162L163 250H167L168 247H171V246H164V245H161L160 244V249H157L159 246L157 244V239L156 236L158 235H153V232H152ZM164 231L166 230L163 229ZM176 230V229H175ZM209 230H211V228H209ZM50 231V229H49ZM156 229L154 230V233H155ZM170 231V230H169ZM145 232V230H144ZM181 234V229H179V231ZM199 232V233H197ZM239 232V231H238ZM111 233V232H110ZM159 233V232H158ZM231 234H233V230L230 231ZM34 234V233H33ZM26 235V234H25ZM38 235V234H37ZM114 235V234H113ZM160 235V234H159ZM180 236V234H178ZM41 236V235H40ZM108 236V235H107ZM155 236V238H154ZM161 236V235H160ZM175 236V235H174ZM182 236V235H181ZM31 237V236H30ZM54 237V236H53ZM112 237V236H111ZM177 236H175L176 238ZM183 237V236H182ZM200 237V238H201ZM27 239L29 237H26ZM56 238V237H55ZM166 241L170 242L171 244V241L169 239V237L166 239V237H164ZM44 239V238H43ZM114 239V238H113ZM118 239V238H117ZM3 240V239H1ZM54 240V239H53ZM57 240V239H56ZM110 240V239H109ZM205 240V238H204ZM4 241V240H3ZM111 241V240H110ZM39 243V241H37ZM56 242V241H55ZM60 242V241H59ZM119 242V241H118ZM118 242H115L116 244H119ZM134 242V240H133ZM161 242V241H160ZM181 242V241H180ZM1 243V242H0ZM43 243V242H42ZM72 243V242H71ZM99 243V242H98ZM179 243V242H178ZM51 244V243H50ZM54 244V243H53ZM52 244V245H53ZM63 244V243H62ZM91 244V243H90ZM96 244V243H95ZM164 244V243H163ZM1 245V244H0ZM24 245V244H23ZM31 245V244H30ZM94 245V244H93ZM104 245V244H103ZM50 246V245H49ZM122 246V245H121ZM23 247V246H22ZM47 247V246H46ZM57 248V246H55ZM68 247V246H67ZM104 248V246H102ZM106 247V246H105ZM70 248V247H69ZM123 248V247H122ZM199 249V247L197 248V250ZM1 250V249H0ZM45 251L47 249H44ZM4 251H7L6 248L3 249V252L1 253V256L3 255ZM24 251V250H23ZM61 252V250H58ZM57 251V253H58ZM63 251V250H62ZM103 251V250H102ZM127 251V250H126ZM38 252V251H37ZM53 252V251H52ZM59 252V253H60ZM66 252V251H65ZM92 252V251H91ZM9 253V254H8ZM8 255L9 256H12L13 254L11 253L10 250H8ZM55 253V252H54ZM64 253V252H63ZM62 253V254H63ZM67 253V252H66ZM117 253V252H116ZM160 255V254H159ZM47 256V255H46ZM53 256V255H52ZM197 255H195L196 257ZM15 257V256H14ZM38 257V258H37ZM35 257L36 258V261L40 258L39 256ZM42 257V255H41ZM54 257V256H53ZM52 257V258H53ZM59 257V256H58ZM49 258V257H48ZM56 258V257H55ZM69 259V258H68ZM14 260V258H13ZM0 261H2V259H0ZM33 261V260H32ZM41 261V260H40ZM51 261V260H50ZM53 261V260H52ZM51 261V262H52ZM90 261V259H89ZM106 261H109L111 262L112 261V257H109L106 259ZM118 261V260H117ZM126 261L125 259H120V261L118 262V264H126ZM138 264H145V263H142V261H140V259L138 258ZM50 262V263H51ZM55 262V261H54ZM234 262V261H233ZM5 264V263H4ZM47 264V263H46ZM56 264H59V263H56ZM91 264H100V259L99 258H95V261H93ZM112 264V263H111ZM127 264H137V263H132V262H128ZM192 264V263H190Z\"/></svg>", "mask_w": 264, "mask_h": 264}]
</instances>
